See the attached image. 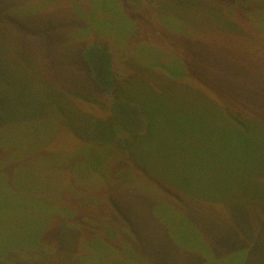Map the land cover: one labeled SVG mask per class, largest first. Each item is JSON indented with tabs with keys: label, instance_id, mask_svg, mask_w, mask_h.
Segmentation results:
<instances>
[{
	"label": "rangeland",
	"instance_id": "374dc122",
	"mask_svg": "<svg viewBox=\"0 0 264 264\" xmlns=\"http://www.w3.org/2000/svg\"><path fill=\"white\" fill-rule=\"evenodd\" d=\"M0 76L16 83L0 104V255L22 250L1 264L40 262L28 241L57 229L43 239L37 214L85 232L79 264H264V0H0ZM121 131L142 139L126 147ZM185 144L207 152L187 179L210 197L192 211L149 179L179 172L168 151ZM123 150L135 170L116 165ZM125 183L155 204L109 193Z\"/></svg>",
	"mask_w": 264,
	"mask_h": 264
},
{
	"label": "trees",
	"instance_id": "16d2710c",
	"mask_svg": "<svg viewBox=\"0 0 264 264\" xmlns=\"http://www.w3.org/2000/svg\"><path fill=\"white\" fill-rule=\"evenodd\" d=\"M9 82H10V84H8ZM113 83L114 82L112 80V86H111L112 90H114V84ZM15 90H16V83H14L13 80H7L6 81L5 79H3V77L0 76V104L4 103V101H5L4 95L5 94L8 96H13L12 93ZM124 94L126 95V93H124ZM6 99H7V101L9 100V98H6ZM120 99H122V98H120ZM0 114H1V112H0ZM2 118H3V116L1 117V115H0V119H2ZM157 121L158 120L155 118V123ZM185 123L188 124V122L185 121V119H183L181 121L179 127H178L179 128L178 129L179 130V137L182 139H185L187 137L185 135V133L183 135L180 133V130H183V126L187 125ZM205 125H207V124H205ZM187 126H188V130H189L191 127L189 124ZM155 127L156 126H151L150 129H146L145 134L148 135V137L153 136L155 134ZM228 131L232 132V130H228ZM121 132H123L126 135L125 136V143L122 142V144L126 147H128V146L131 147L136 140L142 139L141 138V135H142L141 131H136V132L128 131L129 133H127L126 131H121ZM111 133H114V132L112 131ZM228 133H230V132H228ZM127 134H129V136ZM137 136H139L138 139L136 138ZM208 136L211 137L212 134H209V131L208 132L206 131L203 134V137L206 138ZM216 136H218V138L221 139V134H217ZM235 144H236L235 150L239 151L240 150V144H239L238 140H236ZM125 151H127V150H123V152L118 156L116 165L117 164L120 165L124 161H129V160L123 159V154ZM172 151H174L172 154L178 155L179 158H183V160L181 161L183 164L181 170L179 172H176V173L175 172H165V171L158 172L157 175H150L151 177H149V179L152 178V181H153L152 184L156 185L159 188V191H161V193L164 194L166 198H167L166 188H168V187L174 191L175 195L178 196L179 201L183 196L182 192L184 194H186V197H185L186 198V205L189 206L188 210L192 211V207L195 206L197 203H199L198 199H200V198L201 199H203V198L208 199L210 197V190H208L207 188H199L198 184H197V188L195 190H193V180L187 179V177L188 176L190 177L191 173L196 171L198 169V167H201L202 169H204L205 165H207L206 156L205 157L203 156L207 152H206V150L201 149V148L189 147V146H187V144L181 145V146H176L175 150L171 149L168 151V153H170ZM88 160H90V159H88ZM89 162L90 161H88V165L91 168ZM130 163H132V162H130ZM134 165L135 164L132 163V167ZM104 167H106V165H104ZM92 169H94V168H92ZM118 169L119 170H117L116 173L118 175L117 177H119V179H120V177H122V175H123L120 172H123L124 169L122 167H119ZM95 170H99V167L97 166V168H95ZM133 170H135L134 167H133ZM118 173L121 175H119ZM123 176L125 177V175H123ZM138 178L140 179V177H138ZM119 179H117V181H120ZM144 179H142L143 184H145V185L150 184L151 180H148V179L144 180ZM186 179L188 180V183H187ZM185 182L187 183V185L183 186L185 184ZM203 182H204V179H203ZM125 184H127L129 186H125L124 184H121V185L116 184V186L118 188L108 189L109 193H113L116 190L117 191L122 190V191L127 192L125 188H128L134 195L133 198H134L135 204H140L142 206H144V205L146 206L147 204H148V206H153L155 204L157 194H154V195L151 194L150 195L147 191H145V189L142 188L144 186H140L138 184H133V183H131V184L125 183ZM188 185L192 187L191 190H189V191L185 190ZM210 188H212V187H210ZM214 191H215V189H214ZM37 194H40V192H36V195ZM49 204H51V203H49ZM49 204L46 206H37V208H40V214L41 215H42V213L45 212L46 209L48 210V209L52 208V206H50ZM113 207H114V209L117 210L119 217L121 219H123L125 223H127L126 226L129 229H132L134 232L137 233L139 228H136L134 226V224L132 223V221L129 220V217L131 215L128 216L129 214H132V211L130 209H128L127 206L126 207L125 206H113ZM43 208H45V209H43ZM48 211H51V210H48ZM95 212H96V218H97L98 212L96 209H95ZM37 215H38L39 221L41 223L39 227L44 225V231L41 235V237L43 236V239L45 237L44 233L46 234L47 232L52 231L54 228L57 229V231L55 233V234H57L56 239H55V237H52L51 234H49V236L44 239V240H47V242L44 244L45 248L47 249L48 245L53 244L55 247H54V250L52 252H55V253L54 254L47 253L46 249L43 247V241L44 240L41 242H38V240L28 241V242H30L28 247H32L31 249L42 250L41 255L40 256L38 255L40 258H42L40 260V262L39 263L29 262L28 264H44V262H46V261L48 264H79V259H82L81 257H79V253L85 252L87 249H89V246H91L90 248L93 249V245L91 243H87L85 241V238H84L85 232L81 231V233H82L80 235L81 238L79 236L75 237L73 235L75 233L74 230L71 228V226L69 227L66 225V223H65L66 221L64 219H62V218L60 219L59 217H56L55 215L51 214L50 216H51L52 222L48 223L47 216H45V218H44V217H40L39 214H37ZM95 224H98V222H95ZM167 228H168V226H167ZM94 229L98 230V233L95 234V237H96L95 241L97 243V246L101 245L102 247H104L103 249L106 248L107 250H111V251L114 250L115 249L114 246L112 244H110L109 241L107 242L104 238L101 237V239L98 241L99 236H101L99 234L100 228L98 226H96V227H94ZM157 231L159 232L161 237L164 234V238L166 240V233H165L164 228L158 227ZM76 232L78 234L80 233L78 231H76ZM49 239H51L52 241L49 242ZM113 242L115 243L114 239H113ZM166 244H167V242H166ZM86 245H89V246L86 248ZM237 245H238L237 243L234 244L235 247ZM7 248H8L7 249L8 251L4 252V254L0 255V261H1L0 264L2 263L3 259L7 260L6 258H4L5 255L10 256L9 254H14V253H16V251H22L20 249L19 245L16 247H11V248L9 246H7ZM173 252H174L173 250L170 251V253L172 255H174ZM58 253H63V255H57ZM243 255H248V250H246V253ZM110 256L112 258L113 255H110ZM24 258H29V255L24 257ZM163 261H164V258H163ZM110 262H111L110 264H117V261L113 258H112V261H110ZM173 263L174 262H171L169 264H173Z\"/></svg>",
	"mask_w": 264,
	"mask_h": 264
}]
</instances>
